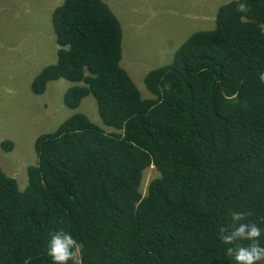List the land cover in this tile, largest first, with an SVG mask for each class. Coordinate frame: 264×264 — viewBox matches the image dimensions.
I'll return each instance as SVG.
<instances>
[{
    "label": "trees",
    "instance_id": "1",
    "mask_svg": "<svg viewBox=\"0 0 264 264\" xmlns=\"http://www.w3.org/2000/svg\"><path fill=\"white\" fill-rule=\"evenodd\" d=\"M213 23L147 73L142 98L103 0L53 10L56 61L32 92L73 83L63 104L94 97L111 131L74 113L38 136L23 191L0 167V264H51L59 230L77 241L69 264H230L220 229L231 214L251 213L264 228V0L223 4ZM150 167L157 176L143 193Z\"/></svg>",
    "mask_w": 264,
    "mask_h": 264
},
{
    "label": "rangeland",
    "instance_id": "2",
    "mask_svg": "<svg viewBox=\"0 0 264 264\" xmlns=\"http://www.w3.org/2000/svg\"><path fill=\"white\" fill-rule=\"evenodd\" d=\"M65 0H0V167L14 178L20 191L27 186V168L37 161L35 140L53 132L74 113H83L105 127L94 97H84L78 108L63 104L74 84L64 79L49 82L41 95L31 84L41 70L56 61L58 46L51 24L53 8ZM122 29L121 67L149 96L144 78L150 70L172 61L177 48L196 31L214 26L218 9L232 0H103ZM264 80V76H263ZM157 176L153 167L144 172L142 191Z\"/></svg>",
    "mask_w": 264,
    "mask_h": 264
},
{
    "label": "clouds",
    "instance_id": "3",
    "mask_svg": "<svg viewBox=\"0 0 264 264\" xmlns=\"http://www.w3.org/2000/svg\"><path fill=\"white\" fill-rule=\"evenodd\" d=\"M247 10L246 3L238 4V11ZM249 215L251 213L233 212L231 224L220 229L222 242L231 245L225 253L226 257L231 258L230 264H264V228L257 222L247 220ZM77 247V241L70 232L59 230L48 241L47 256L51 264H69Z\"/></svg>",
    "mask_w": 264,
    "mask_h": 264
},
{
    "label": "crops",
    "instance_id": "4",
    "mask_svg": "<svg viewBox=\"0 0 264 264\" xmlns=\"http://www.w3.org/2000/svg\"><path fill=\"white\" fill-rule=\"evenodd\" d=\"M55 8H53V10H54ZM53 10H52V12H53Z\"/></svg>",
    "mask_w": 264,
    "mask_h": 264
}]
</instances>
